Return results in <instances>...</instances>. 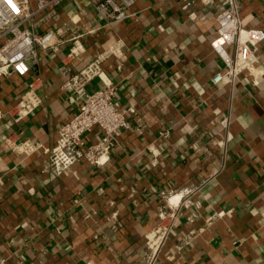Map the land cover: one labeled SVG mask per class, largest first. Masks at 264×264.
Here are the masks:
<instances>
[{
	"label": "crops",
	"instance_id": "obj_1",
	"mask_svg": "<svg viewBox=\"0 0 264 264\" xmlns=\"http://www.w3.org/2000/svg\"><path fill=\"white\" fill-rule=\"evenodd\" d=\"M185 1L133 0L128 17L106 23L89 0H60L22 23L51 32L54 49L35 45L24 76H0L6 264H147L146 237L164 221L171 226L151 264H264V39L232 84L213 83L222 63L208 41L220 5ZM236 1L240 25L264 32V0ZM75 42L81 51L69 56ZM115 43L100 68L128 128L102 163L78 158L54 174L48 151L76 105L62 70L78 72ZM29 82L40 104L14 122L9 110ZM100 86L93 78L85 90ZM100 136L92 127L80 148ZM7 137L35 149L16 152Z\"/></svg>",
	"mask_w": 264,
	"mask_h": 264
},
{
	"label": "built area",
	"instance_id": "obj_2",
	"mask_svg": "<svg viewBox=\"0 0 264 264\" xmlns=\"http://www.w3.org/2000/svg\"><path fill=\"white\" fill-rule=\"evenodd\" d=\"M60 0H35L34 9L30 10L26 0H0V76L14 74L22 77L36 63L35 45L45 49L54 45L52 33L33 34L23 27V22L33 12L52 8ZM95 12L106 22L123 20L130 14L126 11L133 0H89ZM209 4H219L214 15L215 27L208 41L211 50L222 63L221 70L212 77L213 83L232 84L242 70L248 69L256 45L264 39L261 29L243 28L238 16V2L236 0H203ZM186 0L182 7L188 6ZM118 44H107L100 54L86 64L78 72L71 74L62 70L63 81L61 88L71 92L75 99L74 112L61 122L57 129V138L48 151L47 164L54 174L67 169L78 158H83L89 164H100L107 157V150L113 146V138L121 129L128 128V122L123 117L119 106L114 100L113 85L107 80L100 68V62L108 55L117 54ZM81 51L75 42L69 50V56H75ZM97 78L101 86L92 92L85 90L86 84ZM40 104V97L29 82L20 93L18 100L9 110L14 122H18L31 114ZM92 127L101 132L100 138L85 149L80 148L81 135ZM4 142L19 153H30L35 147L23 140L17 144L10 138ZM187 194L189 190H184ZM164 199L173 193L168 190L159 192ZM172 213L168 214L171 216ZM166 215L159 216L160 221ZM171 222H163L151 229L146 237L145 258L151 264L156 253L170 228ZM0 264H6L0 258Z\"/></svg>",
	"mask_w": 264,
	"mask_h": 264
}]
</instances>
